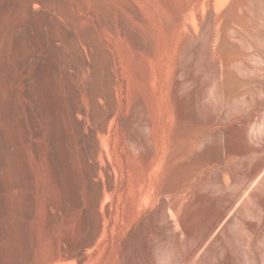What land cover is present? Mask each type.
<instances>
[{
  "label": "rangeland",
  "instance_id": "rangeland-1",
  "mask_svg": "<svg viewBox=\"0 0 264 264\" xmlns=\"http://www.w3.org/2000/svg\"><path fill=\"white\" fill-rule=\"evenodd\" d=\"M138 133L163 168L152 194L171 170L194 197L220 195L216 177L226 194L248 181L264 160V0H0V264H98L109 174L144 155ZM214 134L220 156L205 159ZM166 135L191 144L168 169ZM244 165L235 182L229 169Z\"/></svg>",
  "mask_w": 264,
  "mask_h": 264
},
{
  "label": "bare ground",
  "instance_id": "bare-ground-1",
  "mask_svg": "<svg viewBox=\"0 0 264 264\" xmlns=\"http://www.w3.org/2000/svg\"><path fill=\"white\" fill-rule=\"evenodd\" d=\"M209 54L205 39L199 63L209 74L205 88L216 94L220 91L218 70L216 66L210 67ZM212 136L215 147L205 159L219 157L222 150L225 136ZM179 138V135L165 136L161 158L166 169L190 153L191 144H179ZM131 140L140 143L145 153L141 158L128 156L127 168L121 172L120 180L117 169H111L105 229L108 242L96 257L98 264L108 248L106 264H264V197L257 190L258 187L264 190V160L248 171V181L231 194H226L229 183L216 177L214 189L220 195L213 192L195 197L184 195L185 181L173 184L179 170L163 175L167 181L165 187L152 194L148 191L149 181L154 177L152 188L155 189L159 182L155 178L163 172L161 166L153 165L155 141L147 133L131 134ZM210 140V137L198 140L197 147L202 148ZM227 145L232 155L249 152L229 142ZM245 168L244 165L229 169L235 182ZM210 187V184L201 185L199 193Z\"/></svg>",
  "mask_w": 264,
  "mask_h": 264
}]
</instances>
